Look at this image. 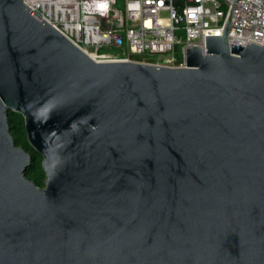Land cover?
<instances>
[{"label":"water","instance_id":"water-1","mask_svg":"<svg viewBox=\"0 0 264 264\" xmlns=\"http://www.w3.org/2000/svg\"><path fill=\"white\" fill-rule=\"evenodd\" d=\"M228 29L185 68L98 62L0 0V264H264V42Z\"/></svg>","mask_w":264,"mask_h":264},{"label":"built area","instance_id":"built-area-1","mask_svg":"<svg viewBox=\"0 0 264 264\" xmlns=\"http://www.w3.org/2000/svg\"><path fill=\"white\" fill-rule=\"evenodd\" d=\"M30 14L98 62L185 68L186 51L206 36L245 47L264 42V0H24ZM114 51H122L115 55Z\"/></svg>","mask_w":264,"mask_h":264},{"label":"trees","instance_id":"trees-1","mask_svg":"<svg viewBox=\"0 0 264 264\" xmlns=\"http://www.w3.org/2000/svg\"><path fill=\"white\" fill-rule=\"evenodd\" d=\"M135 61H140L141 56H132ZM9 124L11 134L13 136L15 144L23 147L29 152L33 158V163L26 171V177L33 181L37 186L43 187L45 179V173L42 168V155L36 152L29 144L26 131L24 118L20 113L9 111Z\"/></svg>","mask_w":264,"mask_h":264},{"label":"rangeland","instance_id":"rangeland-1","mask_svg":"<svg viewBox=\"0 0 264 264\" xmlns=\"http://www.w3.org/2000/svg\"><path fill=\"white\" fill-rule=\"evenodd\" d=\"M115 55H120V54H122V51H114L113 52Z\"/></svg>","mask_w":264,"mask_h":264}]
</instances>
